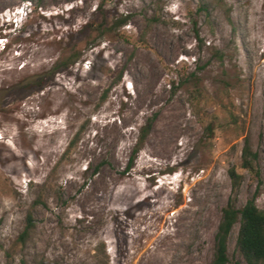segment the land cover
<instances>
[{
	"label": "rangeland",
	"instance_id": "1",
	"mask_svg": "<svg viewBox=\"0 0 264 264\" xmlns=\"http://www.w3.org/2000/svg\"><path fill=\"white\" fill-rule=\"evenodd\" d=\"M0 39V264H211L246 140L264 210V0H0Z\"/></svg>",
	"mask_w": 264,
	"mask_h": 264
},
{
	"label": "trees",
	"instance_id": "2",
	"mask_svg": "<svg viewBox=\"0 0 264 264\" xmlns=\"http://www.w3.org/2000/svg\"><path fill=\"white\" fill-rule=\"evenodd\" d=\"M201 8L205 10V7L202 6ZM197 39L202 42L199 36H197ZM221 57L222 55L220 54ZM76 59L78 58L73 59L71 63H74ZM69 64L66 63L64 65L67 67ZM205 131L211 138L214 137L216 131L215 122H210L206 126ZM147 133V128L141 130L139 142L135 147V155L139 153ZM258 160V153L252 150L249 140H246L242 151L241 167L257 179L258 186L253 197L247 200L243 207L238 208L235 204L236 198L231 196L226 206L222 209L221 219L215 234L214 254L211 264H229L228 244L236 225H238L236 250L239 255L246 264H264V210L260 209L256 204V198L263 185ZM133 163L134 157L130 160L129 168L132 167ZM229 175L232 192L235 193L242 185L243 176L238 173L236 167H232L229 170ZM33 228L32 216L28 215L25 229L20 234L18 241L24 244Z\"/></svg>",
	"mask_w": 264,
	"mask_h": 264
},
{
	"label": "clouds",
	"instance_id": "3",
	"mask_svg": "<svg viewBox=\"0 0 264 264\" xmlns=\"http://www.w3.org/2000/svg\"><path fill=\"white\" fill-rule=\"evenodd\" d=\"M17 15H18V13H17ZM20 17H22V15H21ZM20 17H19V18H20ZM12 23H15V20H12ZM1 40H3V39H1Z\"/></svg>",
	"mask_w": 264,
	"mask_h": 264
},
{
	"label": "built area",
	"instance_id": "4",
	"mask_svg": "<svg viewBox=\"0 0 264 264\" xmlns=\"http://www.w3.org/2000/svg\"><path fill=\"white\" fill-rule=\"evenodd\" d=\"M20 19H22V17ZM15 23H16V20H15ZM16 27H17V25H16Z\"/></svg>",
	"mask_w": 264,
	"mask_h": 264
},
{
	"label": "bare ground",
	"instance_id": "5",
	"mask_svg": "<svg viewBox=\"0 0 264 264\" xmlns=\"http://www.w3.org/2000/svg\"><path fill=\"white\" fill-rule=\"evenodd\" d=\"M1 43V42H0Z\"/></svg>",
	"mask_w": 264,
	"mask_h": 264
}]
</instances>
